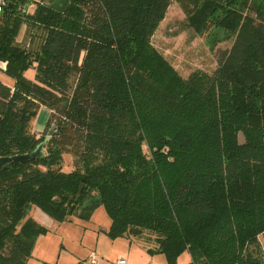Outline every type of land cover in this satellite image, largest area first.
I'll return each instance as SVG.
<instances>
[{
  "label": "trees",
  "instance_id": "1",
  "mask_svg": "<svg viewBox=\"0 0 264 264\" xmlns=\"http://www.w3.org/2000/svg\"><path fill=\"white\" fill-rule=\"evenodd\" d=\"M51 1L0 6V158L43 141L39 109L55 122L43 158L0 169V264H26L48 232L34 208L63 223L99 207L105 235L149 234L167 264H264V0ZM172 2L231 42L211 74L184 80L150 44Z\"/></svg>",
  "mask_w": 264,
  "mask_h": 264
},
{
  "label": "rangeland",
  "instance_id": "2",
  "mask_svg": "<svg viewBox=\"0 0 264 264\" xmlns=\"http://www.w3.org/2000/svg\"><path fill=\"white\" fill-rule=\"evenodd\" d=\"M23 32L24 29L20 32L21 37ZM218 36L223 34L218 33ZM150 44L184 80L195 71L211 74L216 66V53L231 46L230 41L214 43L207 33L202 36L195 34L186 25L185 16L175 2L168 8ZM26 75L30 76V71ZM37 119L32 130L45 137L55 122L49 111L40 112ZM72 170L73 157L64 153L61 171L69 173ZM48 218L49 223L42 225L48 232L38 237L26 264H86L89 251L96 254L98 264H116L119 259L126 260L128 264H167L163 255H150L137 245V241L143 242L149 234L138 238L140 241L133 236L111 239L103 234L101 230L108 228L109 219L102 207L96 209L88 221L70 217L66 222L57 223ZM258 241L264 256V234L258 236ZM175 264H190L188 253H182Z\"/></svg>",
  "mask_w": 264,
  "mask_h": 264
},
{
  "label": "water",
  "instance_id": "3",
  "mask_svg": "<svg viewBox=\"0 0 264 264\" xmlns=\"http://www.w3.org/2000/svg\"><path fill=\"white\" fill-rule=\"evenodd\" d=\"M68 5L67 0H52L49 4H44L46 8L49 10H52L57 13H63ZM55 129L54 127H50L47 135L41 141L35 149L27 154L23 155H15L10 157H2L0 158V169L6 170L10 165L12 164H19V163H25L33 159H41L44 157V146L49 141L50 137L54 134ZM239 142L242 143V137L239 136ZM82 189V185L79 186L78 192L80 193Z\"/></svg>",
  "mask_w": 264,
  "mask_h": 264
},
{
  "label": "crops",
  "instance_id": "4",
  "mask_svg": "<svg viewBox=\"0 0 264 264\" xmlns=\"http://www.w3.org/2000/svg\"><path fill=\"white\" fill-rule=\"evenodd\" d=\"M2 70H4V65L2 64V63H0V81L1 82H3L4 84H6V85H8V86H11L12 85V82H11V80H9L7 77H5L3 74H2ZM28 73V72H27ZM27 73H25V76L28 78V79H32V76H33V72L32 71H30V76H27L26 74ZM40 112H48L46 109H39V111L37 112V114H36V116H35V118L31 121V126H33V124H34V122H36V121H38V119L37 120H35L36 119V117L39 115V113ZM30 215H31V217L35 220V221H37L38 223H40L41 225H44L45 226V224L44 223H49V218L45 215V214H43L41 211H39V210H36V209H33L31 212H30ZM90 222V221H89ZM109 225H110V221H109V223H108V228H109ZM108 228H106V229H102L101 231H102V233L104 234V232H106L107 230H108ZM129 237H131V236H129ZM38 239V238H37ZM36 239V240H37ZM133 239H135L136 240V238H134L133 237ZM137 241V240H136ZM36 242V241H35ZM134 242V241H133ZM131 243V242H130ZM137 245H139L144 251H146V248L144 247V245L143 244H141L140 242H138L137 241ZM190 258V257H189ZM126 261V260H125ZM126 264H128V262L126 261Z\"/></svg>",
  "mask_w": 264,
  "mask_h": 264
},
{
  "label": "built area",
  "instance_id": "5",
  "mask_svg": "<svg viewBox=\"0 0 264 264\" xmlns=\"http://www.w3.org/2000/svg\"><path fill=\"white\" fill-rule=\"evenodd\" d=\"M3 5V0H0V6ZM1 11V7H0ZM86 264H98V257L93 251H89L87 258H86ZM116 264H126V261L124 259H119Z\"/></svg>",
  "mask_w": 264,
  "mask_h": 264
}]
</instances>
